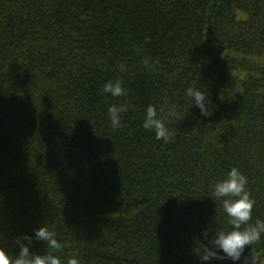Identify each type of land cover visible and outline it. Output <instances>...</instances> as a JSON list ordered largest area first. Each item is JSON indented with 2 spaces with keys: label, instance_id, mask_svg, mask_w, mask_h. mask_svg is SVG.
Listing matches in <instances>:
<instances>
[{
  "label": "trees",
  "instance_id": "obj_1",
  "mask_svg": "<svg viewBox=\"0 0 264 264\" xmlns=\"http://www.w3.org/2000/svg\"><path fill=\"white\" fill-rule=\"evenodd\" d=\"M115 79L125 95L103 92ZM190 86L212 116L188 102ZM113 104L128 106L118 129ZM148 105L186 113L171 142L143 128ZM232 167L248 177L252 222L264 219V0H0L9 251L47 223L81 264H201L195 242L230 227L209 186ZM244 255L264 264V237Z\"/></svg>",
  "mask_w": 264,
  "mask_h": 264
},
{
  "label": "clouds",
  "instance_id": "obj_2",
  "mask_svg": "<svg viewBox=\"0 0 264 264\" xmlns=\"http://www.w3.org/2000/svg\"><path fill=\"white\" fill-rule=\"evenodd\" d=\"M144 66L151 68L149 58H145ZM120 71L127 70L126 64L119 65ZM103 92L113 97H120L126 94L123 81L120 79L109 80L104 84ZM184 95L188 102L200 109L201 116H212L215 112V105L208 93L198 87H188ZM128 110L126 104H113L108 108V117L113 129L122 127L121 114ZM164 109H160L163 113ZM157 107L148 105L143 119V128L155 133L156 140L169 143L174 137L171 123L184 118L183 111L174 106L166 115H160ZM211 121H209V127ZM248 177L238 168L232 167L226 175L211 184V197L222 206L227 216L228 228L219 227L215 229V235L208 239L207 243L197 240L193 251L199 258L201 264L213 260H230L233 264L240 262L243 257V264H256L254 257L245 256L248 246L254 245L264 237V219L253 220V209L255 199L248 188ZM35 241H42L46 246L43 252H37L33 248ZM18 251L11 252L5 246V240L0 237V264H81L80 253L77 249L66 257L63 255V243L58 239L57 232L47 223L34 230L33 234H22L14 238Z\"/></svg>",
  "mask_w": 264,
  "mask_h": 264
}]
</instances>
